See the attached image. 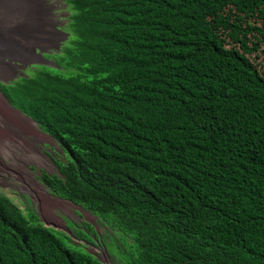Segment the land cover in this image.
Here are the masks:
<instances>
[{"label":"trees","instance_id":"1","mask_svg":"<svg viewBox=\"0 0 264 264\" xmlns=\"http://www.w3.org/2000/svg\"><path fill=\"white\" fill-rule=\"evenodd\" d=\"M66 5L56 67L0 82L67 156L42 184L128 264H264V0ZM0 264L103 263L0 196Z\"/></svg>","mask_w":264,"mask_h":264},{"label":"rangeland","instance_id":"2","mask_svg":"<svg viewBox=\"0 0 264 264\" xmlns=\"http://www.w3.org/2000/svg\"><path fill=\"white\" fill-rule=\"evenodd\" d=\"M68 15L66 0H46L44 4L38 0L32 9V17L23 19L21 23L23 36L28 35L30 39L13 36L14 42L31 51L32 55L27 60H22L25 56L19 54L17 57H1L0 63L6 72L0 74V82H13L22 75H29L41 64L49 66L47 63H55L49 56L59 52L61 44L69 37ZM29 16L31 14L27 11L25 17ZM44 21V28L53 33L51 38L40 32L38 22L43 27ZM66 158L36 123L13 110L0 93V196L8 197L22 210L33 209L40 221L53 229L69 247L80 245L105 264H128L129 257L118 251L117 239L110 241L104 228L96 224L95 216L54 196L40 181L43 172L61 176L59 165L65 163ZM85 224L95 227L91 229ZM82 227L89 233H82ZM103 241L113 243L109 247L117 259Z\"/></svg>","mask_w":264,"mask_h":264},{"label":"bare ground","instance_id":"3","mask_svg":"<svg viewBox=\"0 0 264 264\" xmlns=\"http://www.w3.org/2000/svg\"><path fill=\"white\" fill-rule=\"evenodd\" d=\"M36 3H38V0H0V58L7 55L17 57L18 54L25 56L22 60H27L31 57V51L19 47L14 42L13 36L24 40L30 39L28 35L23 36L24 32L21 30V23L23 19L32 17V9ZM27 11L30 12L31 16L25 17ZM38 24L40 32H42L43 27L39 22ZM5 72V67L0 63V74H5Z\"/></svg>","mask_w":264,"mask_h":264},{"label":"flooded vegetation","instance_id":"4","mask_svg":"<svg viewBox=\"0 0 264 264\" xmlns=\"http://www.w3.org/2000/svg\"><path fill=\"white\" fill-rule=\"evenodd\" d=\"M42 2H43V4L46 2V0H42ZM47 8V7H46ZM48 11V10H47ZM44 19H45V17H44ZM46 25V22L44 21V25H43V30H42V32H41V34H44V35H46L48 38H51L52 36H53V33L50 31V30H46L45 28H44V26ZM50 35H51V37H50ZM69 36V35H68ZM65 43V42H64ZM64 43H62L61 45H63Z\"/></svg>","mask_w":264,"mask_h":264},{"label":"water","instance_id":"5","mask_svg":"<svg viewBox=\"0 0 264 264\" xmlns=\"http://www.w3.org/2000/svg\"><path fill=\"white\" fill-rule=\"evenodd\" d=\"M35 64H37V63H35ZM40 64V63H39ZM47 65H51V66H53V67H56V65L55 64H47ZM6 84H7V82H5ZM8 103L10 104V106L15 110V111H17L18 113H20L21 115H23V113L22 112H20L19 110H17L16 108H14L13 106H12V104L8 101ZM25 116V115H24ZM26 118H28L29 120H31L33 123H35L31 118H29V117H27V116H25ZM44 225H45V227H48V228H50L48 225H46L45 223H43ZM103 263V262H102ZM103 264H105V263H103Z\"/></svg>","mask_w":264,"mask_h":264},{"label":"clouds","instance_id":"6","mask_svg":"<svg viewBox=\"0 0 264 264\" xmlns=\"http://www.w3.org/2000/svg\"><path fill=\"white\" fill-rule=\"evenodd\" d=\"M48 64V63H47ZM53 64H55V63H53ZM39 66H44V65H39ZM49 66H51V65H49ZM31 72V71H30ZM23 76H27V75H22V76H20V77H23ZM8 83H11V82H7V84ZM6 84V83H5ZM1 93V92H0ZM2 94V93H1ZM3 95V94H2ZM4 96V95H3ZM5 97V96H4ZM5 99H6V101L8 102L9 100H7V98L5 97ZM10 102V101H9ZM9 104V103H8ZM10 105V104H9ZM11 107V106H10ZM12 108V107H11ZM13 109V108H12ZM14 110V109H13ZM24 115V114H23Z\"/></svg>","mask_w":264,"mask_h":264}]
</instances>
